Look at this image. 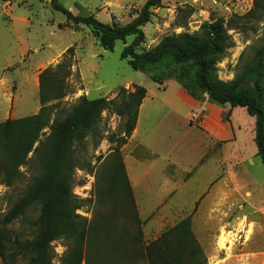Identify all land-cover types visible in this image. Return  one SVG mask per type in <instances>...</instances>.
Instances as JSON below:
<instances>
[{"label":"rangeland","instance_id":"rangeland-1","mask_svg":"<svg viewBox=\"0 0 264 264\" xmlns=\"http://www.w3.org/2000/svg\"><path fill=\"white\" fill-rule=\"evenodd\" d=\"M148 1L58 3L74 16H92L120 28L132 23ZM251 8L252 0H161L159 6L150 9L149 22L142 27L144 41L136 52L152 50L165 36L192 35L200 32L202 25L220 20L230 40L215 67L221 81H230L250 61L258 40L264 37V15L244 18ZM131 41L132 37L117 41L112 51H105L90 28L68 21L51 8L49 0H0V124L37 114L41 108L40 75L60 64L69 74L63 77L64 97L48 104L53 106L52 119L65 118L81 97L118 102L121 89L162 91L168 83H177L167 79L160 85L132 70L128 59L120 57ZM205 101L196 102L202 105ZM145 105L137 135L133 138L134 129L126 144L120 145L124 120L106 109L85 139L74 145L72 193L79 205L75 213L86 220L87 229L80 264H99L100 255L112 251V245L126 258L124 264H139L143 256L147 263L145 247L183 221L189 223L207 264H264V165L256 156L254 123L242 112L245 110L239 108L232 114V109L224 106L225 112H215L217 122L213 127L221 129L219 136L223 137L225 131L230 133L226 140L220 138L208 147L203 127L209 120L201 123V114L192 112L186 127L179 117L170 113L164 116L163 105L158 106L162 111L152 114L151 108L159 109L150 102ZM193 114L198 116L197 121ZM48 131L44 129L40 139ZM139 141L144 148L138 150ZM33 156L31 152L28 159ZM19 171L21 175L13 185H0V220L38 174L34 162ZM128 174L134 186L140 183L136 195L144 196V200L149 198L145 180L152 187L164 186L170 180L182 188L180 195L169 197L166 206L158 203L155 209L159 217L168 209L170 220L175 222L173 227L162 228L158 235L153 229L140 233ZM199 192L204 194L198 196ZM36 217L37 211L33 210L7 226L8 238L31 240V223ZM122 230L133 234L122 238ZM219 241L224 246L220 247ZM51 247V264H70L76 248L72 239L60 238ZM9 254L6 261L0 256V264L29 263L27 258L14 257L15 252Z\"/></svg>","mask_w":264,"mask_h":264},{"label":"trees","instance_id":"trees-1","mask_svg":"<svg viewBox=\"0 0 264 264\" xmlns=\"http://www.w3.org/2000/svg\"><path fill=\"white\" fill-rule=\"evenodd\" d=\"M49 1L51 8L65 15L68 21L90 28L105 51H112L115 42L132 37L120 57L128 59L132 70L150 76L154 83L161 85L167 79H174L190 100L244 109L254 118L256 156L264 165V37L258 40L250 61L232 80L223 82L215 65L229 46L230 37L220 20L202 25L200 32L192 35L165 36L152 50L137 53L144 41L142 27L149 22L150 9L159 6L161 0L148 1L132 23L120 28L92 16H74L58 0ZM261 15H264V0H252V8L244 18L257 19ZM68 74L63 64L45 70L40 75L38 113L0 124V185H13L21 175L19 168L29 162L38 168V174L23 195L0 220V256L4 261L11 257L9 252H15L14 257L27 258L28 264H51V244L65 238L72 239L76 245L70 264L81 263V245L87 229L86 220L75 213L79 205L72 193L76 168L74 145L85 139L106 109L124 120L120 145L126 144L135 129L138 110L146 95L143 87H136L133 92L121 89L118 102L81 97L65 118L52 119L53 106L48 104L64 97L63 77ZM44 129L49 131L40 139ZM31 152L34 156L28 159ZM33 210L37 211V217L31 223L32 239L10 240L6 227ZM144 251L148 264H207L187 221L148 244Z\"/></svg>","mask_w":264,"mask_h":264},{"label":"crops","instance_id":"crops-1","mask_svg":"<svg viewBox=\"0 0 264 264\" xmlns=\"http://www.w3.org/2000/svg\"><path fill=\"white\" fill-rule=\"evenodd\" d=\"M167 87L164 86V89L162 91H159L158 89H153V90H146V97L144 98L139 111H138V117H137V122H136V127L134 130V136L133 138H135V136L137 135L138 132V128H139V124H140V120L142 118L143 115V110L145 108V104L147 102H150L151 105H155L154 107L158 108L159 110L150 109V114H152L153 112H157V111H162L160 109V105H163L166 109V113L164 114V116H168L169 113L173 114L177 117H179L182 122L184 121L185 126L187 127L188 124H186V120L188 119L189 115L192 112H195L197 114H201L202 118L204 119V121H202L201 123H205L206 121L209 120V122H206L208 124V126H204L203 127V131L206 134V136L208 137V147H212V144L215 143L216 140H220V138L222 139H227L228 135H229V131H225L223 134V137H220V128L217 127H213L216 124V118H214V114L215 112H225V107L224 108H219L216 105H212L210 103H208L207 101L203 102L202 105L199 104L196 101L190 100L184 93V91L182 90L181 86L177 83H168V85H166ZM239 108H234L232 109V114L238 110ZM240 110V109H239ZM245 113V111H242ZM250 120L249 122H253L254 123V118L249 117ZM211 121H214L213 124L210 123ZM210 127H212V129H210ZM188 130H193V127H188ZM216 130V131H214ZM254 137V136H253ZM221 139V140H222ZM253 140V138H252ZM140 148H144V145L142 142H137L136 145V149H140ZM128 178L130 181V185H131V189H132V196L134 197L135 203H136V207H137V217L138 220L140 222V224L138 225V227L142 228V231L140 232L142 234V232L145 234L146 231H150L151 229L154 230V233H156V235L160 234L162 228H166V227H173L175 225V222L170 220L169 218V213H168V209L167 212L164 214V216L159 217L158 215L155 214V209L158 207V203L161 204H167V201L169 200L170 196L173 195H180L182 188L176 186L175 184L172 183V181L167 180L164 184V186H159L158 184H156L155 187L150 186V183L148 181L145 180V184L147 185L148 188H146L147 192H148V199L144 200V196L136 195V187H138V185L140 183L136 182L135 186H134V182L131 178V176L128 174ZM143 182V179H140ZM148 180V178H147ZM138 181V179H137ZM204 194V192H199L197 195H202ZM153 197V198H152ZM178 200V198H177ZM178 202V201H177ZM165 204V206H166ZM185 204V203H184ZM160 205V204H159ZM169 205V204H168ZM187 205V204H186ZM177 206V205H174ZM167 208V207H165ZM178 209V207L176 208ZM180 210H184V206L180 207ZM158 219L162 220L161 222L158 221ZM174 220V219H173ZM138 231V236H141ZM122 236L120 237H126L129 238L133 233L131 232H125L122 230L121 232ZM148 236V235H147ZM143 237V236H142ZM156 239V236H154L153 240L154 241ZM118 248V247H116ZM115 248V245H112V251L108 252L106 251V253H102V257L100 255L101 260H99V264H117V263H123L124 264V260L126 259L125 257H123L122 253L117 254V249ZM121 256V257H120ZM144 257V256H143ZM142 257V258H143ZM141 258L140 263L139 264H147L146 262H143V259ZM136 263H138V259L136 260Z\"/></svg>","mask_w":264,"mask_h":264},{"label":"built area","instance_id":"built-area-1","mask_svg":"<svg viewBox=\"0 0 264 264\" xmlns=\"http://www.w3.org/2000/svg\"><path fill=\"white\" fill-rule=\"evenodd\" d=\"M192 117L194 118L195 121H197L199 119L196 114H193Z\"/></svg>","mask_w":264,"mask_h":264},{"label":"bare ground","instance_id":"bare-ground-1","mask_svg":"<svg viewBox=\"0 0 264 264\" xmlns=\"http://www.w3.org/2000/svg\"><path fill=\"white\" fill-rule=\"evenodd\" d=\"M220 240H221V239H220ZM219 242H220V241H219ZM219 245H220V247L224 246V242L221 241V242L219 243Z\"/></svg>","mask_w":264,"mask_h":264}]
</instances>
